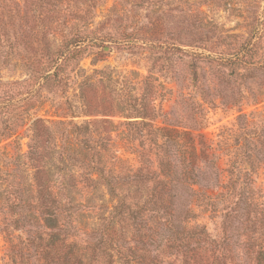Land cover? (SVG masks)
<instances>
[{
	"label": "rangeland",
	"instance_id": "1",
	"mask_svg": "<svg viewBox=\"0 0 264 264\" xmlns=\"http://www.w3.org/2000/svg\"><path fill=\"white\" fill-rule=\"evenodd\" d=\"M16 1L0 0V181L5 177L22 181L28 195L26 188L36 166L28 158L35 119L45 124L90 121L96 139L101 140L99 135L111 138L109 156L115 154L136 165V154L122 139L123 126L117 125L130 121L139 123L128 126L134 133L132 142L138 146L142 141L138 148H144L147 165L157 175V160L164 158L157 147V130L187 133L185 137L194 139L198 151L212 144L222 179L237 158L246 171L240 175L248 182L244 195L252 196L255 204L264 202V120H258L264 115V0H26L28 10L22 17ZM37 15L41 17L36 19ZM81 21H87L91 41L83 44L85 49L62 73L67 85L58 87L51 79L53 69L46 52L59 47L70 24ZM82 80L86 84L79 88ZM145 122L150 126L140 124ZM70 138L86 136L75 133ZM54 140L64 141L55 132L40 138L39 144ZM74 150L66 149L59 174L75 181L87 168L69 159L81 158L88 165L96 156ZM174 150L173 146L167 149L171 163H176ZM52 153L43 160L54 173L52 178H59L58 154ZM16 155L21 161L18 169L9 165ZM3 189L0 186V218L9 210ZM205 208L195 206L197 217L189 224L203 223L211 235H220V213L211 219ZM254 208L257 211L250 216L259 217L264 207ZM82 219L72 218L73 226ZM3 236L0 264L11 256V251L6 256ZM17 243V263L41 262L40 246L25 245L20 237Z\"/></svg>",
	"mask_w": 264,
	"mask_h": 264
},
{
	"label": "trees",
	"instance_id": "2",
	"mask_svg": "<svg viewBox=\"0 0 264 264\" xmlns=\"http://www.w3.org/2000/svg\"><path fill=\"white\" fill-rule=\"evenodd\" d=\"M16 4L21 8L22 14L17 13L22 17L28 4L26 0ZM40 17L37 15L36 19ZM62 24L68 25V22ZM86 26L87 21L70 24L68 36L62 38L59 47L46 52L47 63L53 69L51 79L58 87L67 85L62 73L85 49L83 44L91 41ZM17 30L21 35L22 30ZM229 63L237 61L229 60ZM40 75L37 77L42 78ZM84 84V80L80 81L79 88ZM261 119L264 120V115L258 116ZM138 124L117 123L123 126L126 147L136 154L137 163L132 165L115 154L109 156L111 138L99 135L101 140L96 139L90 121L56 120L49 124L41 119L32 121L28 158L36 166L28 186L33 190L26 188V195L24 182H13L8 177L0 181L9 201L8 213H2L4 217L0 218L6 256L11 251L5 264H19L14 258L19 237L25 245L40 246L41 262L37 264H264V210L258 212L259 217L250 216L257 211L254 207L263 208L264 202L255 204L252 196L244 195L242 190L248 182L240 175L246 171L239 167L237 158L231 160L228 176L222 179L219 156L212 144H205V149L198 151L194 139L185 137L187 133L157 130V147L163 150L164 157L157 160V175L147 165L150 161L144 148H138L142 141L138 146L132 142L134 133H130L128 126ZM140 124L150 126L146 122ZM55 132L61 135L62 143L54 140L45 146L39 144L40 138L51 137ZM75 133L86 138L74 141L70 137ZM172 146L176 163L168 160L167 149ZM74 148L79 155L80 148L96 156L88 165H83L81 158L69 159L87 168L79 176L81 180L75 181L59 174L64 170L61 164L66 149L71 152ZM52 152L58 154L59 178H52L54 173L43 160L53 155ZM18 157L10 159L11 168L20 167ZM250 189L253 190L251 186ZM106 195L107 201H104ZM59 196L61 199L57 200ZM81 197L84 200L79 201ZM97 200L101 202L95 204ZM108 202L111 203L107 205ZM201 205L208 209L211 219L220 213V235H211L203 223L189 224L197 217L195 206ZM89 214L93 215L92 221L88 219ZM77 216L83 219L75 227L72 218ZM149 222L152 223L148 225ZM17 230L19 234L14 233ZM77 235L81 237L79 240L75 239Z\"/></svg>",
	"mask_w": 264,
	"mask_h": 264
}]
</instances>
